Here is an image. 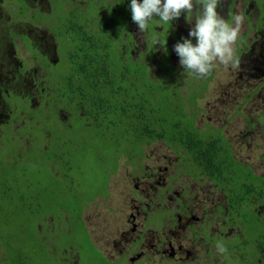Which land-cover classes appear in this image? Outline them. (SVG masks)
I'll return each mask as SVG.
<instances>
[{"label": "rangeland", "instance_id": "1", "mask_svg": "<svg viewBox=\"0 0 264 264\" xmlns=\"http://www.w3.org/2000/svg\"><path fill=\"white\" fill-rule=\"evenodd\" d=\"M24 1L29 5L26 13L21 10L17 0H0V138L5 129H9L10 118L15 112L18 113L16 104L13 102L14 97L28 101L26 106L23 104L25 107L19 111L15 123L10 124L9 131H20L23 124L27 123L28 112L37 110L40 113H46L43 107L49 105L45 100V95H41V91L46 89L44 85H48L47 80L53 78L55 83L58 82L53 74H59V72L57 70L54 73L46 71L48 74H45L43 65L46 60L51 63L58 60L55 37L49 29L57 16L65 15V8L59 5L57 12L53 13L50 0ZM68 1V4L72 1L79 3L78 8H84L91 0ZM94 1L99 2V0ZM112 1L103 0L101 2L92 19L94 25L102 26L107 23V7L111 6ZM129 3L130 0L127 2V7ZM118 6H122L121 0L116 2V7ZM35 9L46 14L44 15L45 20L41 17L38 20L30 19ZM218 11L229 22L237 15L242 18L240 32L233 45L236 63H215L214 71H212L214 75L208 82L207 91L197 101V107L194 109L196 125L201 129H206L208 125H212L216 130L222 127V133L230 141L234 156L250 164L256 173L263 174L264 0H220ZM123 21L119 19L117 23ZM194 24V16L190 24L182 15L171 24L150 25L149 30L142 33L131 16L126 26V33L118 40L119 46L121 45L120 51L127 53L131 48L133 55L148 62L156 73L164 71L180 73L184 77L181 85H185L186 81L189 84L198 83L203 81L209 73L204 76L185 73L174 51V45L182 37L188 36L189 29ZM108 30L110 32V29ZM153 32L159 34L161 41L167 40L168 48L159 44L153 47L151 35ZM25 38L29 40L31 48H28ZM150 49L152 52L154 50L151 54L148 53ZM242 49L243 53L240 52ZM168 53H170V68L165 69L161 56ZM18 107L20 108L19 105ZM62 110L58 107L57 114L62 113V116L64 114ZM62 120L67 121L68 119L66 117ZM201 133V137L207 135L203 131ZM19 136L25 139L26 146L27 142L31 141L22 129ZM19 154L14 155L13 160H21ZM6 157H1L0 161L8 162ZM124 161V159L121 160L117 173L111 175V197L97 199L84 211L87 225L93 226L95 239L105 247L109 257H117V251L129 250L130 243L127 240L136 238L133 229L139 231L148 228L150 225L147 224V219L149 223L159 227L164 225V231L153 233V230H160V228L155 226L148 228L149 233L144 238L146 240L135 248L139 252L137 255L140 256L138 261L165 264L168 258H171L170 264H178L180 261H187L185 264H191L194 259L202 264H241V260L229 259L228 262H223L227 254L222 255L217 250H214V255L210 257L211 252L208 251L210 244L199 230L202 224L208 227L209 221L205 214L213 218V211L216 210L217 205L219 203L225 205L224 194L216 188L212 180L205 176L196 177L193 173L187 172L180 156L162 141H157L147 148L141 161L143 168L140 170ZM36 168L34 164L33 170ZM43 182L42 202L49 206L53 202L50 197L55 193V199L59 198V193L55 187L51 186V183H46L45 178ZM23 193H25L24 190ZM25 194L30 201H33L31 195ZM141 197H145L148 201L145 204L153 200L159 207L161 205L171 213L175 211L172 216H166L165 219L164 211L158 213L147 210L148 217L146 218L143 210L146 206L140 201ZM61 199L59 198L58 201ZM29 200L25 201L29 202ZM52 206L55 207L52 210L57 212V206L55 204ZM208 210L210 212L207 213ZM55 217L49 214L40 221L39 234L35 235L28 232L30 224L28 218L23 220L24 228L21 225V218L14 223L17 226L11 229H8L6 222L5 237L7 240H13V244L17 245L12 246L14 250L30 261L32 260L33 264H61L67 259L64 250L71 247L69 244H72V237L66 231L64 234L59 231L60 226L56 225ZM213 219L210 228L219 231L222 226L221 219L217 217ZM82 228L79 225L75 228L74 234L78 238H80ZM194 231H197L198 238H194ZM236 231L237 229L232 230V232ZM160 239L161 243H158ZM225 239L218 234L215 235L214 242L223 241L229 249L244 250L240 237ZM53 249L56 252L53 253ZM159 251L166 253L159 255ZM87 252L90 255L93 254L91 248ZM248 257L251 258L252 254ZM98 260L94 253L90 261H83V264H98ZM127 263L131 264L129 260ZM0 264H8L5 246L1 241Z\"/></svg>", "mask_w": 264, "mask_h": 264}, {"label": "trees", "instance_id": "2", "mask_svg": "<svg viewBox=\"0 0 264 264\" xmlns=\"http://www.w3.org/2000/svg\"><path fill=\"white\" fill-rule=\"evenodd\" d=\"M118 1L113 0L107 7V23L102 26L92 21L101 4L94 0L84 12L59 15L51 24L49 31L60 43V61L54 66L46 60L43 69L45 74L56 70L61 74H53L58 82L52 78L42 93L49 105L43 107L46 113L28 112L27 123L20 128L37 138L33 147L22 146L20 131H9L10 124L15 123L19 111L28 103L14 97L18 113L10 118L9 129L0 138V156L12 158L11 167H0V241L8 263L33 264L14 250L12 246L17 245L13 240L5 237L6 222L11 229L17 226L16 220L26 216L29 233L35 235L33 220L54 209L55 204L57 208H73L80 223L86 199H82L83 192L90 201L100 194L109 195L111 175L117 173L121 160L127 158L129 163L143 168L145 151L157 141L180 156L187 172L212 180L227 197L229 224L244 225L247 237L256 238L257 245L264 249V226L258 223L253 202L264 199V173H256L250 164L234 156L222 128L216 130L210 125L209 130L203 131L207 135L201 137V129L194 126V109L205 95L214 70L203 81L181 85L184 77L180 73H156L148 62L135 57L131 48L121 53L118 40L126 33L125 17L131 18V14L128 16L129 9L116 7ZM17 2L23 12L29 8L26 1ZM68 6L72 8L73 3L70 1ZM44 15L35 9L30 19L45 20ZM119 19L124 21L117 23ZM27 42L31 48L28 39ZM153 52L150 49L148 53ZM169 54L161 56L165 69L170 68ZM58 107L63 109L67 121L62 120L66 118L62 113L57 114ZM18 153L21 160H13ZM44 178L63 200L55 199L54 193L50 197L54 203L46 204L39 213L40 209L23 190L31 180L42 186ZM218 210L225 209L219 205Z\"/></svg>", "mask_w": 264, "mask_h": 264}, {"label": "flooded vegetation", "instance_id": "3", "mask_svg": "<svg viewBox=\"0 0 264 264\" xmlns=\"http://www.w3.org/2000/svg\"><path fill=\"white\" fill-rule=\"evenodd\" d=\"M102 1L103 0H99V3H101ZM128 1L129 0H123V2H122L123 9H129L127 7ZM72 3H73V7L69 9L68 4L66 2H64L63 0H50L51 12L56 13L57 8L59 7V5H61L62 8H65V12H66L65 15L66 16L70 13L74 15L77 12L78 13L84 12L90 5V2H89L88 5H86L84 8H78L77 5L79 3H74V2H72ZM24 13H26V11ZM130 14H131V11L129 9L128 16ZM125 18H128L127 20H130V17H125ZM54 37H55V41H56V58L58 59V60L52 62V65L55 66V65L59 64V61H60V54H59V44L60 43H59L58 38L55 35H54ZM60 74L61 73L59 72V74H56V76L59 77ZM51 81H52V79H50V80L48 79L47 80L48 85H44V87L46 86V88H47V86L51 85L50 84ZM45 90L46 89L42 90L41 94ZM194 121H195L194 126L197 127L196 118L194 119ZM209 126L210 125H208L206 127V129H201V128H199V129H201V131L209 130L210 129ZM219 128H222V127H219ZM28 136L30 137L29 139H31V141L27 142L28 148H30V147H33L32 143L34 142V140H37V138H34V136L30 135L29 133H28ZM20 138L22 140V146L25 147V139L22 137H20ZM5 157L6 156H4L2 158H5ZM6 159L8 162H4V160H3V162L0 163V167H2V168L4 167V169L6 167L12 166L10 163L11 158L9 156H7ZM126 159H124L125 160L124 162L127 164H131ZM120 166H121V163H120ZM133 167L140 170L139 166L136 167L133 165ZM28 183H29L28 187H24V192L27 193L28 195L33 196V199H32L33 203L36 206V209H38V210L40 209L39 210V213H40L42 211V208L46 206V204H44L42 202V195H41L42 186L38 185L37 180H34V181L31 180ZM82 196H83L82 199L83 198H86V199H83L84 208H83L82 214L80 216V223H78L76 221L77 214L74 213V209L73 208L69 209V207H66L65 205L59 206L57 212H55L53 210H49V212H46L42 216L38 215L35 218L34 223H33L34 228L32 230L34 231L35 234L36 233L39 234L38 233L39 222L42 221L45 217H47L49 214H53L56 216L55 217L56 225L58 224L60 226L59 231H61L63 234L66 231L67 233H69L71 235L72 244H69L71 247H67V248H65V250L63 249L64 253L67 255V259H65V261L62 262L61 264H83V261H85V262L90 261V258L94 253L96 254L97 258L99 259L98 264H113L114 262H116L118 264H128L127 263L128 260L131 264H137V263L138 264H150V263H146L145 261H138L139 260L138 257H140V256L137 255V254H139V252L137 249L135 250V248H137L139 243H142L144 240H146L144 238H145L146 234L149 233V230H148L149 227L155 226L157 228H160V230H153L152 231L153 233H156V232L163 233L164 225H163V227H159L156 224L149 223L150 221L149 220L147 221V219H146L147 224L150 226L148 228L146 227L145 229L139 230V231H137L136 229H133V232H135L136 238H132L130 240H127V242L130 243V245H129L130 249L127 250L126 252H125V250L117 251V254H118L117 257H112V256L109 257L108 254L106 253L105 249H104L105 247H103V245L98 243L97 240L95 239L93 226L90 227L89 225H87V223L85 221V217H84L85 216L84 211L87 207H89L97 199H102V198L108 199L109 197H111L110 185H109V195H107V196L104 194H100L95 199H93L92 201H90V198L86 197V192H83ZM224 197H225V205H222L221 203H219L217 205L216 210L213 211L214 212L213 218L217 217V218L221 219V222H222L221 229L219 231H217V230H214L213 228H210L211 221H213L214 219L208 217L206 214H205V216L209 221L208 227L204 224L200 225V227H199V230L205 236V238H207V240L210 244V247L208 248V251L211 252L210 257H212L214 255L213 253H215V251H216L217 242L216 241H215L216 243L214 242L215 235L219 234L223 239L229 238L232 235H237V237H240L242 240L241 243L243 244L244 250H235L232 248L231 249L227 248L228 251L226 253H223V254H227L226 260L223 262H228L229 259H231V260H241L242 261L241 264H264V249H261L257 245L256 238L247 237L248 234H247V231H246V228L244 225H242V226L241 225H232L231 226L229 224L228 217H227L228 200H227V197L225 194H224ZM60 198H63V197L61 196ZM140 201L143 204H145V202H148L145 197H141ZM241 201L243 203L246 200H241ZM253 202L256 204L255 210L258 211L259 217H257V218L260 219V221L258 223L261 224V226L262 225L264 226V199H262V201H258V202L256 200H253ZM219 205H222L225 210H221V211L218 210ZM145 206L146 207L143 208V210L146 214V218L148 217L147 210L149 212L154 211V212H158V213L160 211H164L165 219H166V216H172L174 211H175V210H173V212L171 213L170 210L162 208L161 205L159 207L157 202L154 203L153 200H150V203H146ZM208 212H210V210H208L207 213ZM25 218H26V216L21 219L23 228H24L23 220ZM62 219H63V221H59ZM64 222H65V224H64ZM164 222L166 223V220ZM77 225L83 227L81 230V235H80L81 239L78 238V236H76L74 234V231H75V228ZM234 229H237V231L232 232V230H234ZM28 232H30V231L28 230ZM194 234H195L194 238L199 237V235L197 234V231H194ZM40 235H42V234H40ZM158 243H161V239L159 240ZM212 247H213V249L211 250ZM89 248H91L93 250V252H92L93 254H91V255L89 252H87ZM83 250H85V251L83 252ZM247 250H249V251H247ZM52 252L54 253L56 251H54V249H53ZM158 253L160 255V253L165 254L166 252L165 251H159ZM249 254H252L251 258L248 257ZM171 260H172L171 258H168V262L166 261L165 264H170ZM173 261H174V259H173ZM185 263H187V261L178 262V264H185ZM191 264H202V262H199V261L194 259L191 262Z\"/></svg>", "mask_w": 264, "mask_h": 264}, {"label": "clouds", "instance_id": "4", "mask_svg": "<svg viewBox=\"0 0 264 264\" xmlns=\"http://www.w3.org/2000/svg\"><path fill=\"white\" fill-rule=\"evenodd\" d=\"M123 2V0H122ZM220 0H130L133 22L145 33L150 25H167L182 15L191 24L187 37L174 45L179 65L185 73L193 76L208 74L216 62L236 63L233 45L236 42L242 18L234 16L229 22L218 11ZM195 9V11H194ZM153 47L166 46L158 33H151ZM166 48V47H165ZM216 250L223 254L228 251L223 241H217Z\"/></svg>", "mask_w": 264, "mask_h": 264}]
</instances>
